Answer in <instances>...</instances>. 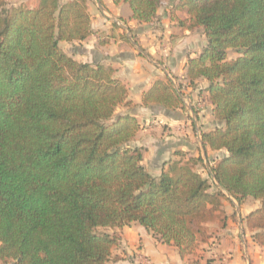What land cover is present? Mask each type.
<instances>
[{
    "label": "trees",
    "instance_id": "16d2710c",
    "mask_svg": "<svg viewBox=\"0 0 264 264\" xmlns=\"http://www.w3.org/2000/svg\"><path fill=\"white\" fill-rule=\"evenodd\" d=\"M87 1L6 7L0 0V261L107 264L117 237L98 228L133 223L185 258L215 236L208 223L227 226L224 201L241 206L249 198L259 205L244 221L264 247V0L173 6L188 15L181 26L203 27L207 37L188 59L187 78L208 80L223 122L202 133L212 150L227 151L211 166L215 189L196 170L202 156L169 161L154 176L141 149L127 147L141 127L136 116L116 114L132 105L127 85L113 67L77 60L59 44L93 33ZM114 1L128 3L141 23L153 21L163 4ZM235 48L242 54L228 59ZM142 102L183 106L168 77L158 78Z\"/></svg>",
    "mask_w": 264,
    "mask_h": 264
},
{
    "label": "crops",
    "instance_id": "0c3cea01",
    "mask_svg": "<svg viewBox=\"0 0 264 264\" xmlns=\"http://www.w3.org/2000/svg\"><path fill=\"white\" fill-rule=\"evenodd\" d=\"M100 1L101 5L99 0L87 2L93 33L83 41L70 42L68 51L77 60L113 67L114 76L127 85L128 100L132 101V105H120L117 112L136 116L141 125L127 147L141 149L143 164L154 176L161 174L167 162L181 158L186 160L191 156H202L207 171L212 173L211 166L227 155V151L212 150L202 142V133L223 125V122L214 115L206 90L208 80L199 78L190 84L187 78L189 57L197 56L207 44L203 27L189 29L179 24V19L188 15L185 11L173 10L177 0H163L156 18L143 23L131 18L132 10L127 3ZM130 33L139 37L138 44L153 57L150 56L152 60L136 52L138 50L130 40ZM102 39L106 42H100ZM166 77L181 88L185 96L183 106L172 109L144 105V92L158 78ZM258 205V200L249 198L237 210L236 204L234 208L232 203L224 201L228 224L219 228L218 221L208 223L219 230L220 239L198 262L190 260L191 256L182 258L173 245L161 241L152 245L151 240H156L154 235L139 223L132 225L139 238L145 241V250L152 264H264V247L253 240L244 221ZM234 213L236 215L232 217ZM0 264L6 263L0 261Z\"/></svg>",
    "mask_w": 264,
    "mask_h": 264
},
{
    "label": "rangeland",
    "instance_id": "374dc122",
    "mask_svg": "<svg viewBox=\"0 0 264 264\" xmlns=\"http://www.w3.org/2000/svg\"><path fill=\"white\" fill-rule=\"evenodd\" d=\"M30 1L31 0H5V6L6 7H10L13 5L17 6L23 2H30ZM96 1H98V0H96ZM35 2H36V0H32L30 2V4L34 5ZM1 9L2 8L0 7V14L2 11ZM130 9H131V7H130ZM119 23L122 24L123 21H119ZM130 36L135 41H137L139 39V37H137V35H132L130 33ZM69 43L70 42H67V41H60L59 42L60 47L65 52H67L69 55L73 56L72 55L73 53H71V51L70 52L68 51V45H70ZM137 43H138V41H137ZM77 49H79V47H77ZM242 51L243 50L241 48L230 49L228 52V59H234V58L240 56L242 54ZM136 52L139 53L141 56H143V54L139 50ZM154 59L161 61L157 57H155ZM177 86L179 87V85H177ZM180 90H181V88H180ZM116 114H120V113H118L116 111ZM197 168L200 170V173L204 174L205 177L207 176V178L210 179V181L212 183V189H215L217 187L215 179H214L212 173L207 171V167L205 166V164L200 163L196 166V170H198ZM234 208H235V205H234ZM239 208H240V206H239ZM211 224H212V222H211ZM135 225H137V224H135ZM130 226H131L130 228L133 230L129 229L128 226L114 227V228H110V227L98 228V231H101V232L106 231V232L111 233L115 237H117V244L113 247V250H112V258L107 264H152L150 262L151 258L145 250V248H147L145 241H143L142 237L139 238V236L136 234V230L134 229V226L132 224ZM215 229L216 228L212 227V230L215 231ZM218 232H219V230H216L215 236L208 243L202 244L198 248V250L196 251L195 254L190 255L191 257L189 259L192 260L193 262H198V261H200V258L204 257V255L206 254L207 251H209L211 248H214L215 244L217 242H219V239H220V235H218ZM157 241H160V240H158L157 238L154 241L151 240V242H152L151 244L153 245L154 243H157Z\"/></svg>",
    "mask_w": 264,
    "mask_h": 264
},
{
    "label": "water",
    "instance_id": "95a60500",
    "mask_svg": "<svg viewBox=\"0 0 264 264\" xmlns=\"http://www.w3.org/2000/svg\"><path fill=\"white\" fill-rule=\"evenodd\" d=\"M99 4L101 5V1L99 0ZM131 42L134 44V46L147 58H149L150 60H152V58L149 56V54L137 43V41H135L134 39H132V37L129 35ZM174 87L177 90L178 94L180 95V97L182 98V100L185 99V96L183 94V92L180 90V88L176 85V83L173 81ZM190 107L193 110V105L192 103H190ZM194 112V110H193ZM203 142V140H202ZM213 175V174H212ZM234 200V199H233ZM234 203L237 206V210H239V205L237 204V202L234 200Z\"/></svg>",
    "mask_w": 264,
    "mask_h": 264
}]
</instances>
